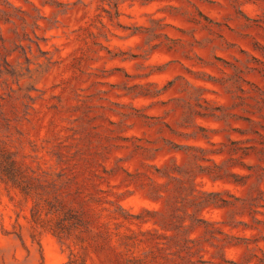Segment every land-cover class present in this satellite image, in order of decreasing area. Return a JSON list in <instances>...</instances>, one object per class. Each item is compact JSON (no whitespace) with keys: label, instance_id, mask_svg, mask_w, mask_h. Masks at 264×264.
<instances>
[{"label":"rangeland","instance_id":"1","mask_svg":"<svg viewBox=\"0 0 264 264\" xmlns=\"http://www.w3.org/2000/svg\"><path fill=\"white\" fill-rule=\"evenodd\" d=\"M0 264H264V0H0Z\"/></svg>","mask_w":264,"mask_h":264}]
</instances>
